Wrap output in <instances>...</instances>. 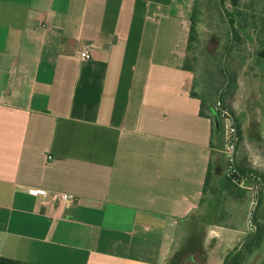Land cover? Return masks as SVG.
Wrapping results in <instances>:
<instances>
[{
    "label": "crops",
    "instance_id": "obj_1",
    "mask_svg": "<svg viewBox=\"0 0 264 264\" xmlns=\"http://www.w3.org/2000/svg\"><path fill=\"white\" fill-rule=\"evenodd\" d=\"M192 1L0 0V264H224Z\"/></svg>",
    "mask_w": 264,
    "mask_h": 264
},
{
    "label": "rangeland",
    "instance_id": "obj_2",
    "mask_svg": "<svg viewBox=\"0 0 264 264\" xmlns=\"http://www.w3.org/2000/svg\"><path fill=\"white\" fill-rule=\"evenodd\" d=\"M253 2L257 6L255 11L264 15V0H241L239 8L234 6L231 0H225L223 6L226 13H240L243 3H246L244 6L247 7ZM189 22L193 25L195 33L187 47L185 67L193 74L192 91L202 100L205 113L211 116L214 123L212 179L204 194L203 204L213 223L218 222L220 214L226 210L221 223H228L237 229V236L229 235L223 240L222 248L225 251H222L227 256L254 232L251 216L257 201L260 181L258 178H249L242 182L237 181L236 187L231 185L232 188L225 184L234 168L232 153L236 127L231 116L219 107V92L228 80L223 61L231 42L230 27L219 0H193ZM233 26L236 40L227 62L232 83L226 93L224 92L222 100L238 121L237 165L255 169L264 175V58L259 55V51L264 50V45L257 36L258 29L248 16L245 20L237 18ZM261 193L256 221L262 230V241L259 245L247 249L232 264H264V185ZM218 195L224 200L221 205L215 202ZM216 207L220 209L217 213ZM242 223L244 225L240 230ZM179 231L189 235L191 241L187 240L188 242L198 243L204 239L207 228H185L182 223ZM185 239L180 241L179 250H189L187 256L200 253L196 248L198 246L191 249L192 245H188ZM198 256L197 264H202V258Z\"/></svg>",
    "mask_w": 264,
    "mask_h": 264
},
{
    "label": "trees",
    "instance_id": "obj_3",
    "mask_svg": "<svg viewBox=\"0 0 264 264\" xmlns=\"http://www.w3.org/2000/svg\"><path fill=\"white\" fill-rule=\"evenodd\" d=\"M223 2L225 1V0H222ZM232 1V4L234 5V6H237L238 8L240 7V5H241V0H231ZM246 3H243L242 4V7L240 8V13H239V11H237V12H234V13H231V12H229V11H227V14L229 15V17H230V21H231V23H232V25L233 24H235V22H236V19L238 18V19H241V18H243L244 20L246 19V17L248 16V18H250L251 20H252V23L255 25V27L258 29V31H257V36L261 39V42H262V44L264 45V15H262L261 13H260V11L258 12V11H255L256 10V8H257V6H256V4L253 2V3H251L249 6H244ZM246 9V10H245ZM228 22V21H227ZM195 33V29H194V27H193V25L191 24L190 25V33H189V40H188V46H189V44H190V41H191V38L193 37V34ZM238 38V37H237ZM187 46V47H188ZM259 55L261 56V57H263L264 58V50H261V51H259ZM188 69V68H187ZM189 70V69H188ZM226 93V92H225ZM224 93V94H225ZM223 94V95H224ZM191 95L192 96H194V97H198L193 91L191 92ZM199 98V97H198ZM201 104H202V110L200 111V113H201V115L202 116H207L206 114H205V112L203 111V102H202V100H201ZM239 139H241V132H240V135H239ZM239 168H240V171L242 172V174H250V173H253V172H257V170H255V169H252V168H246V167H243V166H239ZM242 174H239V173H237L236 171H235V169L233 168V172H232V174H231V176L230 177H228L227 178V182L225 183L226 185H227V187L228 188H232L231 187V185L232 186H234V187H236L235 186V183L237 182V181H240V182H242V181H245L246 179H249V178H245V177H243V175ZM251 178H253V177H251ZM254 178H258V177H254ZM211 179H212V171H211V163H210V165H209V168H208V171H207V174H206V179H205V184H204V188H203V195L206 193V191H207V188H208V185L210 184V181H211ZM260 181V180H259ZM205 199H204V197H203V199H202V201H204ZM215 202L217 203V204H219V205H221V204H223V202H224V200H223V198H221L219 195L217 196V199L215 200ZM224 210V209H223ZM220 211V209H219V207L217 208H215V212L217 213V212H219ZM226 210L225 211H223V213L222 214H220V216H219V218L217 219L218 220V222H216V223H218V224H220L221 222H222V220H223V216L226 214ZM221 213V212H220ZM222 224H227L230 228H236L235 226H233V225H230V224H228V223H222ZM252 235V234H251ZM251 235H249V236H251ZM248 236V237H249ZM261 241H262V230L261 229H259V233H258V235H257V237L252 241V242H250V243H248L247 245H246V247H245V249H244V251L233 261V263L235 262V261H237L240 257H241V255L247 250V249H249V248H251L252 246H254V245H259L260 243H261ZM240 245V244H239ZM238 248V247H237ZM237 248L235 249V251L237 250ZM234 251V252H235ZM234 252H232V253H230V254H228L226 257H225V261H224V264H226V261L228 260V258L234 253Z\"/></svg>",
    "mask_w": 264,
    "mask_h": 264
},
{
    "label": "water",
    "instance_id": "obj_4",
    "mask_svg": "<svg viewBox=\"0 0 264 264\" xmlns=\"http://www.w3.org/2000/svg\"><path fill=\"white\" fill-rule=\"evenodd\" d=\"M219 4L226 16V19L228 21V24H229V27H230V31H231V42H230V45L227 49V52H226V55L224 57V61H223V69H224V72L227 76V83L225 84V86L220 90L219 92V107L222 111L226 112L227 114H229L233 120V124L235 125L236 127V133H235V142H234V148H233V153H232V165L235 169V171L239 174H242V172L240 171V168L239 166L237 165L236 163V150H237V138H238V121L235 117V115L233 114V112L231 110H229L228 108L225 107L224 103H223V100H222V97H223V94L224 92L229 88V86L231 85L232 83V76L229 74L228 72V69H227V62H228V58H229V54H230V51L231 49L233 48V45L235 43V40H236V32H235V29H234V26L232 25L227 13H226V10L223 6V2L222 0H219ZM243 177L245 178H251V177H258V179L260 180V183H259V186H258V189H257V201H256V204L254 206V209L252 211V216H251V224L252 226H254V232L251 236L245 238L239 245V247L237 248V250L228 258V260L226 261V264H232L233 261L244 251L246 245L250 242H252L258 235L259 233V224L258 222L256 221V214H257V210H258V207H259V204H260V200H261V190H262V187L264 185V175H262L261 173L259 172H253V173H250V174H242Z\"/></svg>",
    "mask_w": 264,
    "mask_h": 264
},
{
    "label": "built area",
    "instance_id": "obj_5",
    "mask_svg": "<svg viewBox=\"0 0 264 264\" xmlns=\"http://www.w3.org/2000/svg\"><path fill=\"white\" fill-rule=\"evenodd\" d=\"M80 57L82 59L91 58L90 50L88 48H85L84 50H82L80 52ZM30 193L33 195H43L45 197L48 195V192L46 190H39V191L36 190V191H31ZM56 197L60 199L62 202L73 200L75 198L72 194H69V193L56 194Z\"/></svg>",
    "mask_w": 264,
    "mask_h": 264
}]
</instances>
